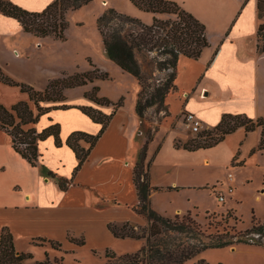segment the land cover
I'll use <instances>...</instances> for the list:
<instances>
[{"label":"crops","instance_id":"1","mask_svg":"<svg viewBox=\"0 0 264 264\" xmlns=\"http://www.w3.org/2000/svg\"><path fill=\"white\" fill-rule=\"evenodd\" d=\"M8 1L28 12L41 13L56 0ZM169 1L178 3L205 25L209 47L198 60L180 56L177 92L171 93L166 100L170 116L154 138L159 132L167 131L172 147L176 148L174 153L194 154V151L175 146L174 127L184 131L186 113H194L203 122L205 131L217 127L225 115L264 119V51L259 49L258 40L259 26L264 21L258 16V0H216L218 6L208 7L206 13L195 9L191 0ZM73 12L76 11L68 13ZM152 15L161 21L171 19L168 15ZM47 39L51 41L26 33L16 19L0 13V67L3 72L16 83L39 92H44L51 81L63 76L97 71L107 74V78L66 90L63 103L43 104L44 107L66 105L68 108L53 109L42 116L35 126L38 132L58 124L63 143L75 132L98 135L102 125L93 122L81 108H93L111 115L114 107L99 106L87 97L95 87L99 98L122 106L76 173L79 163L76 154L65 144L56 147L53 137L39 143L41 157L38 165L33 167L14 150L11 138L0 130V198L4 199L0 200V235L7 228L13 235L18 253L36 256L37 251L45 247L35 246V242L52 241L60 244L65 253L85 249L100 255L112 251L121 240L113 235L109 225L149 226L148 221L134 210L139 203L134 167L146 144L144 134L139 135L142 129L135 111L139 84L107 54V57L99 55L94 60L91 54L78 56L77 51H66L59 39ZM32 42L34 52L30 49ZM114 82L117 85H112ZM125 84L126 89L123 88ZM129 98L131 104L127 102ZM19 102L32 103L20 87L0 80V105L11 108ZM261 131L257 128L248 134L245 130L237 133L243 134L241 143H244L250 135L261 138ZM153 141L146 157L150 181L154 188L165 189L159 186L161 180L154 173V163L159 155L150 157ZM81 145L89 147L85 142ZM235 151L240 155L238 148ZM166 163L161 172L164 177L173 166ZM60 179L71 181L67 190L59 187ZM183 213L179 209L175 215ZM81 242L83 246L79 245ZM201 260L208 264H264V247L239 244L209 249L185 264H198Z\"/></svg>","mask_w":264,"mask_h":264},{"label":"trees","instance_id":"2","mask_svg":"<svg viewBox=\"0 0 264 264\" xmlns=\"http://www.w3.org/2000/svg\"><path fill=\"white\" fill-rule=\"evenodd\" d=\"M139 10L154 15H168L171 19L161 21L154 20L152 25H146L141 20L119 13L115 9H107L98 19L97 28L102 37L108 58L114 62L122 71L136 78L140 93L136 104V114L140 120L143 131L146 112L157 104L164 106V111L170 116L166 100L171 93L177 92V66L180 56L198 60L204 49L209 47L206 27L191 13L183 7L169 0H129ZM93 0H56L41 13H31L8 0H0V13L16 19L23 26L26 33L38 38L54 37L65 41V30L67 27L66 15L70 11H77L89 5ZM259 19L264 17V0H258ZM259 49L264 51V24L258 30ZM261 41L263 44H261ZM157 53L154 59L159 71H169L170 75L166 83L148 93L147 79L144 76L146 67L142 63L143 57L139 54ZM160 57H163L160 58ZM141 59V60H140ZM97 71L73 76H63L51 81L44 92L36 91L34 88L18 84L8 77L0 67V80L10 86L20 87L29 95L34 108L28 102H19L11 108L0 105V130L4 131L12 140L14 150L30 165L36 167L40 160L39 143L53 137L56 147L64 144L71 148L79 160L75 173L78 172L93 148L104 134L116 111L122 105L99 98L98 88L87 94V97L99 106H113L111 115H105L93 108H81L93 122L102 125L100 133L92 136L83 132L73 133L63 143L58 124H52L42 132L35 128L40 118L53 109H67L66 105L44 107L45 103L59 104L65 102L64 92L93 83L96 79H106L107 74L97 75ZM244 128L246 133L261 128V138L258 151L264 150V119L253 120L245 115H225L221 123L214 128L220 136L214 138V132L204 131L198 137L193 149L184 147L189 151L199 149H211L222 143L226 137ZM153 134L148 132L146 144L144 145L138 163L134 167V183L138 192L139 203L134 207L135 212L144 217L149 223V233L146 237L135 236L136 228L125 224L122 227L109 225V229L117 239H145L146 244L134 254L117 256L111 250L106 251L109 264H185L202 252L209 249H222L239 244L259 245L264 247V223L253 219L252 227L244 232H234L223 228H215V232H209L193 219L188 213L184 216L176 215L174 218L166 217L151 206L150 197L153 191L159 190L151 185L149 169L146 163L147 150L153 141ZM85 142L88 148L82 147ZM204 142V143H202ZM71 181L59 180V187L67 190ZM178 190V188L176 189ZM211 215L208 217L210 218ZM224 220H233L238 224V219L232 212H228ZM47 242V241H42ZM53 249L59 250L61 245L49 241ZM83 246V242L79 244ZM44 262L35 261L32 264H50L46 254ZM34 261L32 254L18 253L13 235L4 228L0 235V264H27ZM63 261V259H62ZM57 262V259H54ZM198 264H208L204 260Z\"/></svg>","mask_w":264,"mask_h":264},{"label":"rangeland","instance_id":"3","mask_svg":"<svg viewBox=\"0 0 264 264\" xmlns=\"http://www.w3.org/2000/svg\"><path fill=\"white\" fill-rule=\"evenodd\" d=\"M191 2L195 9L205 13L208 7L218 6L216 0H191ZM110 8L139 19L146 25L154 23L155 18L151 13L139 11L129 0H93L89 5L66 15L67 27L64 33L66 40L62 42L65 50L77 51L78 56L84 53L91 54L94 60L99 55L107 57L95 16L103 14ZM98 16L100 17V15ZM263 18L262 21H264ZM40 39L51 41L47 38ZM261 44H263L262 41ZM32 45L30 49L34 52V42ZM138 54L146 57L142 59V63L146 67L144 76L147 79V85L151 86L148 88V93H153L155 88L166 83L170 73L169 71H159L154 59L150 61V59L158 56L157 53L151 55L147 53ZM160 58L163 59V57ZM96 73L100 75V73ZM112 85L115 86L117 83L114 82ZM123 88L126 89V84ZM127 102L131 104L130 98ZM31 104L32 108L35 109L33 103ZM163 108V105L157 104L147 110L143 128L146 139L149 131L154 136L167 121L168 115ZM239 130L244 131L245 129ZM210 131L214 132V138L220 136L214 129ZM238 131L229 136L225 143H220L211 149L196 150L194 154L174 153L173 149L176 150V148L172 147L167 131L159 132L151 144L150 157L155 158L159 155L158 160L156 159L154 163V173L158 180H161L159 186H163L165 189L160 188L152 194L150 200L152 208L169 218L179 215H175L176 210L179 209L184 212L179 215L181 217L190 213L192 218L196 219L203 229L209 232H215L216 227L220 230L225 227L231 230L232 234L244 232L252 227L254 218L264 223V150H257L260 135L259 137L250 135L244 143H241L243 142V134L237 133ZM174 132L177 134L175 140L177 147L186 146L193 149L196 141L201 140L197 135L182 131L180 128L177 130L174 127ZM237 148L240 155L235 151ZM166 162H170L173 166L168 169V175L164 177L162 169L167 164ZM230 175H233L232 181L229 179ZM229 187H233L234 192L227 195ZM177 188L178 190H176ZM220 193L227 195L225 203L219 201L218 195ZM0 200L4 201L3 198ZM228 212H232L237 217L238 224L233 220H224ZM209 215H211L210 218ZM148 233L149 226H139L136 227L133 234L146 237ZM145 244L146 241L143 238L141 240H119L112 252L117 256L134 254ZM34 245L45 248L37 251L36 256L32 255L34 261H27V264H32L35 261L44 262L46 253H48L50 264H109L106 252L94 255L89 250L81 249L77 253H65L61 248L59 250L53 249L48 242L37 241ZM54 259H57L56 263Z\"/></svg>","mask_w":264,"mask_h":264},{"label":"built area","instance_id":"4","mask_svg":"<svg viewBox=\"0 0 264 264\" xmlns=\"http://www.w3.org/2000/svg\"><path fill=\"white\" fill-rule=\"evenodd\" d=\"M183 129L184 131L190 132L194 135H201L204 131V125L203 122L194 114V113H186L184 115V121H183ZM144 133L141 131L139 132V135H143ZM230 181L233 180V175L229 176ZM234 192L233 187H229L227 195H230ZM227 195L220 193L218 195L219 201L221 203H225L227 199Z\"/></svg>","mask_w":264,"mask_h":264}]
</instances>
